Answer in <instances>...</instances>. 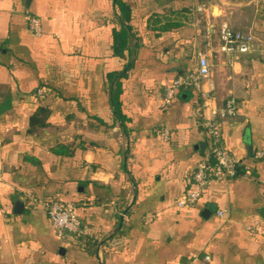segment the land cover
Masks as SVG:
<instances>
[{
  "label": "crops",
  "instance_id": "0c3cea01",
  "mask_svg": "<svg viewBox=\"0 0 264 264\" xmlns=\"http://www.w3.org/2000/svg\"><path fill=\"white\" fill-rule=\"evenodd\" d=\"M28 14L41 18L40 35ZM222 22L255 37L249 53L220 51ZM202 53L204 89L219 106L238 102L221 138L243 172L181 208L211 141L199 125L202 95L165 96ZM257 152L264 0H0V264H264ZM51 201L73 204L89 233L60 237Z\"/></svg>",
  "mask_w": 264,
  "mask_h": 264
},
{
  "label": "built area",
  "instance_id": "2783aa9c",
  "mask_svg": "<svg viewBox=\"0 0 264 264\" xmlns=\"http://www.w3.org/2000/svg\"><path fill=\"white\" fill-rule=\"evenodd\" d=\"M203 9V8H202ZM27 20L32 31L40 35L42 33V20L34 14H28ZM255 37L251 33L234 29L228 22H222L219 27V49L230 55L247 54L252 50ZM211 76V63L207 54L199 56L198 66L185 73L178 75L166 90L165 103L170 104L179 91L186 90L202 95L200 104L199 125L209 135L211 147L209 155L200 162L193 176V188L180 198L178 206L188 207L197 203L206 187L214 181H224L235 176L237 168L241 165L239 158L226 149L221 138L222 119L234 117L237 114L238 102L236 98L230 97L219 106L214 91L204 89V81ZM42 90H39L41 93ZM263 152H257L260 158ZM45 209L50 217L56 233L60 237L67 234L86 235L89 229L84 225L81 218L71 203L51 201L45 204ZM223 215V212H219ZM206 260L210 256L205 257Z\"/></svg>",
  "mask_w": 264,
  "mask_h": 264
},
{
  "label": "trees",
  "instance_id": "16d2710c",
  "mask_svg": "<svg viewBox=\"0 0 264 264\" xmlns=\"http://www.w3.org/2000/svg\"><path fill=\"white\" fill-rule=\"evenodd\" d=\"M119 4V2H118ZM120 11H121V15L120 17L122 18V20L125 22V20H127V15H128V8L125 4H121L120 3ZM173 23H168L164 26V28H168L172 25ZM127 46V39H126V33L125 30L121 31V32H117L115 33V49L118 53H122L123 50H125ZM56 152L59 154H68V149L64 146H61L59 148L56 149ZM238 174L243 172L241 165L238 166L237 168Z\"/></svg>",
  "mask_w": 264,
  "mask_h": 264
},
{
  "label": "water",
  "instance_id": "95a60500",
  "mask_svg": "<svg viewBox=\"0 0 264 264\" xmlns=\"http://www.w3.org/2000/svg\"><path fill=\"white\" fill-rule=\"evenodd\" d=\"M32 2V0H26V4H27V6H29L30 5V3ZM16 205H17V208L18 207H22L23 206V203H16Z\"/></svg>",
  "mask_w": 264,
  "mask_h": 264
}]
</instances>
